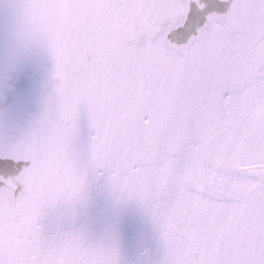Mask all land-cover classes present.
<instances>
[{
	"label": "snow or ice",
	"instance_id": "snow-or-ice-1",
	"mask_svg": "<svg viewBox=\"0 0 264 264\" xmlns=\"http://www.w3.org/2000/svg\"><path fill=\"white\" fill-rule=\"evenodd\" d=\"M0 264H264V0H0Z\"/></svg>",
	"mask_w": 264,
	"mask_h": 264
}]
</instances>
